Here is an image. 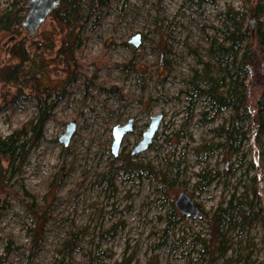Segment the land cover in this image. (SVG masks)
<instances>
[{
    "label": "rangeland",
    "instance_id": "1",
    "mask_svg": "<svg viewBox=\"0 0 264 264\" xmlns=\"http://www.w3.org/2000/svg\"><path fill=\"white\" fill-rule=\"evenodd\" d=\"M8 8L0 0V11ZM230 17L249 35L264 31V0H107L99 21L92 17L80 33L76 78L53 72L62 65L48 61L51 74L41 83L52 86L51 116L38 137H22L21 158L9 165L0 157V264H241L244 256L264 264V220L229 229L222 218L229 202L247 213L264 202V137L253 145L245 120V139L229 148L217 128L228 126L230 111L217 112L189 86L210 60V38L220 43L234 30ZM137 33L135 47L128 40ZM10 59L0 52V64ZM248 71L253 106L264 89L256 68ZM24 84L0 82L1 137L37 116L35 93ZM157 114L153 141L131 155ZM130 118L133 131L113 156L111 129ZM69 122L75 131L63 146L58 138ZM181 191L199 218L176 210ZM214 215L225 250L211 258Z\"/></svg>",
    "mask_w": 264,
    "mask_h": 264
},
{
    "label": "trees",
    "instance_id": "2",
    "mask_svg": "<svg viewBox=\"0 0 264 264\" xmlns=\"http://www.w3.org/2000/svg\"><path fill=\"white\" fill-rule=\"evenodd\" d=\"M9 8L0 11V37H13L6 43L0 52H5L11 56L6 64H0V82L10 83L16 87H30V93L37 98V116L34 121L15 129L5 137L0 136V157L9 165H12L24 147L22 137L28 132L33 137H38L46 120L51 116L52 104L47 103L46 95L51 93L52 86L41 83V77L50 76L47 69L48 61L53 64L62 65V69L51 71L58 73L66 72L70 75L68 79H75L79 69L83 68L77 61V51L81 47L82 39L80 33L84 25L94 17L93 21H99L102 9L107 0H61L51 11L46 21L38 29L37 33L29 37L21 28V21L27 11L22 6L26 0H7ZM259 4H256L251 14L258 13ZM234 30L224 34L222 42L209 40L208 55L210 60L203 63L200 74L193 75V82H189L190 89L197 96H203L209 102L210 107H215L216 111L228 109L230 111L228 126L219 127V136H224L229 148L232 142L241 143L246 136L243 123L248 121V128L253 145L258 141V137H264V100L257 99L253 106L248 103V95L245 92V79L249 77V67L256 68V74L260 77V83L264 89V31L258 29L255 35H249L237 27L234 17L229 18ZM42 29V30H41ZM6 39V40H7ZM245 43L238 52L241 43ZM227 43V45H225ZM239 53V56H238ZM231 59V60H230ZM230 60V61H229ZM211 62L216 64V75L212 71ZM229 65L233 72L230 73ZM128 67L127 65H119ZM249 66V67H248ZM59 70V71H58ZM251 77L254 76V71ZM40 74V75H39ZM252 79V78H251ZM193 101H190L192 105ZM255 158L251 162V167L255 176L260 174V168L256 165ZM135 165V164H134ZM240 206H232L228 203L227 209L223 210L222 218L225 219L229 229L244 227L252 222V218L261 217L264 220V202L261 207L247 213ZM215 224V233L212 238L214 246L211 250V258L216 250H225L222 241L216 238L217 222L220 217L214 215L212 219ZM211 245V240L208 243ZM241 264H250L247 256L242 258Z\"/></svg>",
    "mask_w": 264,
    "mask_h": 264
},
{
    "label": "water",
    "instance_id": "3",
    "mask_svg": "<svg viewBox=\"0 0 264 264\" xmlns=\"http://www.w3.org/2000/svg\"><path fill=\"white\" fill-rule=\"evenodd\" d=\"M61 0H26L23 2L22 6L27 9L22 21L21 28L28 34L29 37L34 36L38 29L43 25V23L48 18L51 11L60 3ZM13 37H9L5 45L11 41ZM130 44L135 47L140 44V34H134L128 40ZM162 114H157L149 117V123L146 129L141 133L140 139L136 142L133 148L130 150V154L134 155L145 151L155 136L156 131L159 128ZM75 131V123L69 122L65 126L64 133L58 138V142L63 146H67L73 133ZM133 131V119H128L123 125H115L111 129L112 142L110 145V151L113 156L118 155V150L123 138ZM174 206L176 210L183 216L199 218L201 213L198 206L193 202V200L184 192L181 191L177 194Z\"/></svg>",
    "mask_w": 264,
    "mask_h": 264
}]
</instances>
